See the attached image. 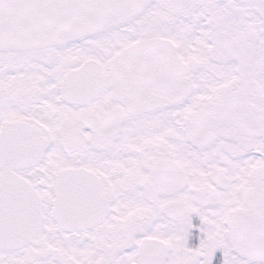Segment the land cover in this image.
<instances>
[{"label":"snow or ice","instance_id":"6c2138e0","mask_svg":"<svg viewBox=\"0 0 264 264\" xmlns=\"http://www.w3.org/2000/svg\"><path fill=\"white\" fill-rule=\"evenodd\" d=\"M0 264H264V0H0Z\"/></svg>","mask_w":264,"mask_h":264}]
</instances>
